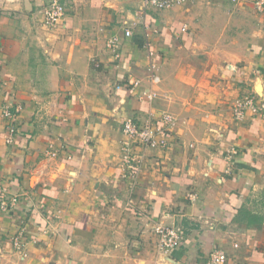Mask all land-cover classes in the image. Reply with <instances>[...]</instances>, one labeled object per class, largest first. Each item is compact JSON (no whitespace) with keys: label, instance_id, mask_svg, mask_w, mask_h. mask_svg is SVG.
<instances>
[{"label":"crops","instance_id":"0c3cea01","mask_svg":"<svg viewBox=\"0 0 264 264\" xmlns=\"http://www.w3.org/2000/svg\"><path fill=\"white\" fill-rule=\"evenodd\" d=\"M50 1L0 0V103L22 105L12 144L0 116V182L21 196L0 212V264H207L214 249L264 264V119L230 113L241 93L264 98V15L251 0L165 10L59 0L65 16L47 27ZM111 34L119 58L106 49ZM134 80V93L117 88ZM148 89L151 101L141 96ZM149 111L176 123L168 148L146 150L131 184L118 166L122 121ZM157 224L182 227L185 240L158 253Z\"/></svg>","mask_w":264,"mask_h":264},{"label":"built area","instance_id":"2783aa9c","mask_svg":"<svg viewBox=\"0 0 264 264\" xmlns=\"http://www.w3.org/2000/svg\"><path fill=\"white\" fill-rule=\"evenodd\" d=\"M189 0H141L144 9L154 8L165 10L174 6L184 4ZM238 0H232L237 2ZM251 9L257 14L264 15V0H251ZM65 16V7L59 0H51L43 13V25L52 27L58 24ZM183 30V29H182ZM131 29H124L123 38H130ZM146 36V35H145ZM148 37V36H146ZM120 37L117 34H111L106 38V49L114 58H119ZM148 79L151 85L158 82L157 76V54L153 51L148 52ZM97 67L98 65L95 64ZM140 86L138 80L128 81L117 86L124 88L129 93H134ZM142 97L151 101L155 97V92L148 89L141 94ZM22 105H10L7 102L0 103V116L10 121L6 127L5 143L12 144L15 135V128L12 125L13 120L19 115ZM231 117L236 122H243L249 115L260 116L264 119V98H259L254 94L241 93L230 103ZM176 123V118L167 112L149 111L146 118L138 122L134 117L126 116L122 121L123 140L120 146L119 166L124 170L122 179L129 183L137 182L144 166L145 152L148 149L165 150L169 146L171 130ZM235 154L234 151H230ZM50 157H55L54 151L49 152ZM20 195L10 193L8 187L0 182V212L6 213L16 208ZM194 199V196L192 197ZM156 237V250L158 253H169L177 249L186 238L185 230L177 225L157 224L153 228ZM24 231L20 230L12 237V247L16 251H22L25 246L23 240ZM236 247V244L234 245ZM207 264H240L231 262L222 249H214L210 252Z\"/></svg>","mask_w":264,"mask_h":264},{"label":"rangeland","instance_id":"374dc122","mask_svg":"<svg viewBox=\"0 0 264 264\" xmlns=\"http://www.w3.org/2000/svg\"><path fill=\"white\" fill-rule=\"evenodd\" d=\"M121 146V145H120ZM120 156H121V154L119 153V158H118V163H119V161H120ZM118 166H119V164H118ZM119 168H120V170H121V174H120V178L122 179V177H123V175H124V170L119 166ZM12 239V238H11Z\"/></svg>","mask_w":264,"mask_h":264}]
</instances>
